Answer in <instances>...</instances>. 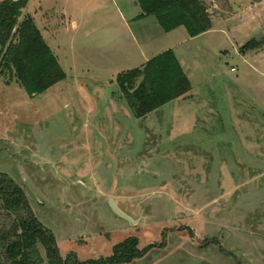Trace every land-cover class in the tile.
I'll return each mask as SVG.
<instances>
[{
    "label": "rangeland",
    "instance_id": "374dc122",
    "mask_svg": "<svg viewBox=\"0 0 264 264\" xmlns=\"http://www.w3.org/2000/svg\"><path fill=\"white\" fill-rule=\"evenodd\" d=\"M203 1L212 27L190 37L154 15L129 35L119 18L140 13L135 0H28L38 26L41 7L53 13L66 78L30 96L0 67V178L23 192L19 206L0 199V262L32 215L68 264H114L128 238L152 247L118 264H264V0ZM141 22L187 65L191 89L137 118L115 78L141 63Z\"/></svg>",
    "mask_w": 264,
    "mask_h": 264
},
{
    "label": "trees",
    "instance_id": "16d2710c",
    "mask_svg": "<svg viewBox=\"0 0 264 264\" xmlns=\"http://www.w3.org/2000/svg\"><path fill=\"white\" fill-rule=\"evenodd\" d=\"M140 9L136 18L154 15L164 32L183 26L190 37L212 27L210 13L203 0H135ZM28 0H0V67L33 96L66 78L57 56L41 35L35 20L26 11ZM264 40V39H263ZM246 42L242 48L261 42ZM116 83L133 115L144 117L164 104L186 94L190 80L172 49H166L140 66L116 74ZM6 177L0 178V199L6 208L18 205L23 192L16 186L3 188ZM20 205V204H19ZM18 205V206H19ZM15 237L8 241L0 264H42L37 245L45 250L48 264H68V256L61 259L51 232L29 215L15 228ZM137 240L128 238L114 246L112 262H129L142 256L136 249ZM105 261H91L107 264ZM110 262V261H109Z\"/></svg>",
    "mask_w": 264,
    "mask_h": 264
},
{
    "label": "crops",
    "instance_id": "0c3cea01",
    "mask_svg": "<svg viewBox=\"0 0 264 264\" xmlns=\"http://www.w3.org/2000/svg\"><path fill=\"white\" fill-rule=\"evenodd\" d=\"M125 3H127V2H125ZM132 5H133V7H136L137 6V3L134 2V3H132ZM125 10L128 11L127 12V14H128L127 17L124 16V17H121L119 19L121 21V25H122L121 27H122V29H126L125 31H128V33L130 35V33H131V23H135L136 21H140L145 16L142 17V18H136V16L139 13H135L136 11H133V8L131 9V8L125 7ZM63 14L64 13H62V15ZM38 20L40 22V26H38L37 24L36 25L39 28V30L41 32V35L44 38V40L46 41V43L48 44V42H49L50 39L55 42L54 35L56 33V30L53 28V26H51V24L53 23V13L48 12V9L41 7V16H40V18ZM102 21L103 22L105 21L104 22V25L112 22L110 19H103ZM115 21L117 22V20H115ZM72 24L75 25L76 23L73 21ZM137 28H139V29H137V32H138L137 33V36L140 39L137 37V39H138L137 41L139 42V44L138 43H137L138 45L136 44V47H137L136 50L138 52V55L140 56V60H141V63H139V66H140L143 63H145L148 59H150L151 57L155 56L156 54H158V53H160V52H162L164 50H166V47L164 49H162L161 51L154 49L152 45H153L154 40H155L154 38H156L155 35L153 34V36H152L151 33H150V31L145 27L144 24H142V22L139 23V25L137 26ZM109 30H111V29H109ZM44 34H46V37L43 36ZM123 36H126V34L124 33ZM47 37L49 39H47ZM133 41L135 42V40H133ZM48 45L51 48V50L55 53V51L57 50L56 48L58 47L57 42L56 43H53V46L56 45V47H54L55 50L53 49L52 45H50V44H48ZM171 48L172 47H170V49ZM55 55L57 56L56 53H55ZM182 67H183V69L185 70V72L188 75V72L187 71H189V69H188L187 65H184ZM177 99H174L173 101H175Z\"/></svg>",
    "mask_w": 264,
    "mask_h": 264
},
{
    "label": "water",
    "instance_id": "95a60500",
    "mask_svg": "<svg viewBox=\"0 0 264 264\" xmlns=\"http://www.w3.org/2000/svg\"><path fill=\"white\" fill-rule=\"evenodd\" d=\"M25 187V192L26 194L32 199V200H37V197L35 196V194L32 192V190L29 188V186L25 183L24 185ZM108 203L110 208L113 210V212L117 215H119L120 217L130 221L131 223H135V220H133L128 214H126L124 211H122L113 201V199L109 198L108 199Z\"/></svg>",
    "mask_w": 264,
    "mask_h": 264
}]
</instances>
